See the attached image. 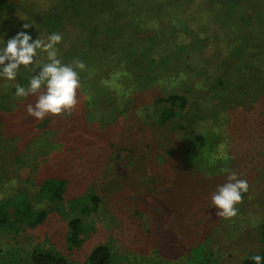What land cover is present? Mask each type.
I'll return each instance as SVG.
<instances>
[{
    "label": "trees",
    "instance_id": "trees-1",
    "mask_svg": "<svg viewBox=\"0 0 264 264\" xmlns=\"http://www.w3.org/2000/svg\"><path fill=\"white\" fill-rule=\"evenodd\" d=\"M9 2L0 0V24L9 16ZM38 15L40 32L29 28L26 33L33 40L61 34L59 58L66 64L79 58L86 68L80 72L76 109L52 116L49 137L25 147L19 167L35 173L52 154L53 171L55 160L73 161L78 168L95 164L91 173L103 162L99 169L109 180L98 186L93 179L85 194L69 200L72 245L88 235L84 220L100 212L107 201L104 193L122 191L128 181L141 200L143 210L136 212L152 231L160 219L168 224L175 218L166 216L175 210L173 201L185 213L211 200L226 182L221 168L249 185L264 177V0H52V8ZM37 59L47 62L45 53ZM39 70L27 67L21 86L27 88ZM102 108L104 119L114 122L105 133L93 134L89 111ZM69 182L52 172L37 182L34 201L24 192L1 201L0 233L43 225L48 212L35 205L48 202L60 210ZM175 194L179 201L169 198ZM216 218L219 226L226 225L227 219ZM260 238L261 252L240 264H255V255L264 258V223ZM6 253H0V264H76L41 248L25 258L17 251ZM86 264L117 261L112 247L101 244Z\"/></svg>",
    "mask_w": 264,
    "mask_h": 264
},
{
    "label": "rangeland",
    "instance_id": "rangeland-1",
    "mask_svg": "<svg viewBox=\"0 0 264 264\" xmlns=\"http://www.w3.org/2000/svg\"><path fill=\"white\" fill-rule=\"evenodd\" d=\"M9 3L12 5L9 7V16L6 22L0 24V36L4 32V42L0 38V48L20 31L26 32L32 28V32L37 33L43 22L38 14L52 8V0H10ZM25 23L32 26L24 29ZM47 32L50 33V29ZM26 69L21 66L15 80L0 77V202L13 200L20 192L28 194L29 199L34 201L39 189L37 182L41 183L52 177V172L61 173L70 182L66 200L60 210L48 202H34L37 209L48 212L43 225L36 228L25 226L18 233H0V253L4 257H7L6 252L10 250L12 253L17 251L18 255L25 258L34 249L41 248L62 254L76 264H86L96 246L108 244L114 251L117 264H240L248 256L261 252L264 177L249 185L246 200L237 207L238 215L227 219L225 226L218 225V209L211 200L194 205L185 213L181 209L182 205L173 201L175 210L167 211L166 216L169 218L175 214V218L168 224L160 219L158 230L150 229L151 232L148 230V222L145 225L143 215L136 212L143 210L139 204L141 200L137 198L136 186L128 181L122 191L111 195L104 193L107 201L100 212L84 220L89 227L88 235L82 237L80 245H72L69 242L68 224L74 214H69V200L76 197L77 193L85 194L93 179L98 186L109 180L105 172L99 169L104 166L103 162L98 163V169L91 173L90 167L95 164L82 162L83 166L78 168V164L73 165V161L63 163L53 160L57 163L53 171L52 154L38 163L41 167L35 173L30 168L19 167L26 148L34 143H45V139L49 137L46 131L52 129V115L38 120L27 114L26 105L34 104L35 96H15V85L22 84L20 76ZM104 111L102 108L87 112L91 115L89 122L92 124L93 134L105 133L114 122L112 119H104ZM154 134L156 142L166 145L165 141H160L159 134ZM126 154V151L123 152L124 156ZM118 197H122V200H117ZM169 198L178 199V195H171ZM153 241L157 245L151 246Z\"/></svg>",
    "mask_w": 264,
    "mask_h": 264
},
{
    "label": "clouds",
    "instance_id": "clouds-1",
    "mask_svg": "<svg viewBox=\"0 0 264 264\" xmlns=\"http://www.w3.org/2000/svg\"><path fill=\"white\" fill-rule=\"evenodd\" d=\"M31 26L25 23L23 28ZM61 41L62 35L59 33L49 35L46 40H33L25 31H20L7 40L5 47L0 48V77L15 80L21 66L27 68L34 65L40 69L31 77L27 88L15 85L17 98L36 97L34 104L26 105V112L38 120L49 115H71L79 104L80 72L85 70L86 65L79 58H74L71 63H63L57 48ZM39 53L46 54L47 62L40 63L44 57L38 60ZM220 172L227 174L226 182L217 187L211 201L218 209L217 216L230 220L238 215L237 205L243 202V194L249 191V183L227 167L221 168ZM252 260L255 264H262L264 258L255 255Z\"/></svg>",
    "mask_w": 264,
    "mask_h": 264
}]
</instances>
